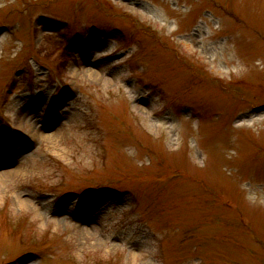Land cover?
<instances>
[{
  "label": "rangeland",
  "instance_id": "374dc122",
  "mask_svg": "<svg viewBox=\"0 0 264 264\" xmlns=\"http://www.w3.org/2000/svg\"><path fill=\"white\" fill-rule=\"evenodd\" d=\"M0 264H264V0H0Z\"/></svg>",
  "mask_w": 264,
  "mask_h": 264
},
{
  "label": "bare ground",
  "instance_id": "6f19581e",
  "mask_svg": "<svg viewBox=\"0 0 264 264\" xmlns=\"http://www.w3.org/2000/svg\"><path fill=\"white\" fill-rule=\"evenodd\" d=\"M49 136V135H48Z\"/></svg>",
  "mask_w": 264,
  "mask_h": 264
}]
</instances>
